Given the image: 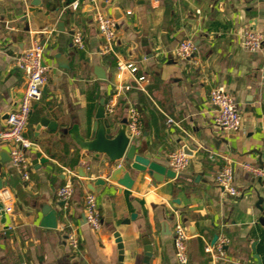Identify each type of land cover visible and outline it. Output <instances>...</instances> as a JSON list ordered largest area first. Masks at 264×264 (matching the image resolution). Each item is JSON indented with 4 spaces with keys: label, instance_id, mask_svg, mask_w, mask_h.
Here are the masks:
<instances>
[{
    "label": "crops",
    "instance_id": "obj_1",
    "mask_svg": "<svg viewBox=\"0 0 264 264\" xmlns=\"http://www.w3.org/2000/svg\"><path fill=\"white\" fill-rule=\"evenodd\" d=\"M39 1L41 6L30 12L32 0H0V130L7 128L8 114L25 89L24 74L14 60L31 40L44 46L49 67L24 132L32 143L26 151L28 181L12 167L8 145L0 143V187L14 201L12 212L0 217V264H145L144 237L152 246L147 264H177L172 241L176 219L189 235L187 264H256L258 258L264 264V178L242 168L243 163L264 167V44L257 52L241 46V35L251 24L264 35V0ZM74 1L76 9L70 7ZM97 11L116 21L111 54L97 53ZM76 31L83 36L84 50L71 46ZM186 38L197 47V64L174 53ZM56 54L61 55L58 60ZM118 59L134 63L145 79L138 83L128 78L131 88L108 119L117 127L126 121L127 108L136 106L142 128L134 139L143 150L169 168L168 155L187 148L190 162L175 178L156 186L147 173L128 169L134 180L130 190L104 186L93 191L101 218L94 231L83 219L84 195L91 190L77 172L85 168L91 181L105 177V157L94 158L76 138L89 139L99 101L112 93ZM218 85L242 113L236 133L214 126L209 90ZM226 163L233 164L235 197L214 181ZM67 181L73 192L64 205L57 190ZM43 202L57 211L56 228L40 225ZM69 230L78 233L76 250L66 242ZM214 235L228 239L224 259L214 260L204 251Z\"/></svg>",
    "mask_w": 264,
    "mask_h": 264
},
{
    "label": "built area",
    "instance_id": "obj_2",
    "mask_svg": "<svg viewBox=\"0 0 264 264\" xmlns=\"http://www.w3.org/2000/svg\"><path fill=\"white\" fill-rule=\"evenodd\" d=\"M157 3L158 0H151ZM72 9L78 7V2L74 1L70 5ZM95 25L101 37V43L97 49L100 55L113 53V44L116 38V21L112 16L97 11L95 15ZM264 44V35L258 31L246 29L241 35V46L248 52H257ZM71 46L75 50H84L85 44L82 34L76 31L71 37ZM197 47L191 38H186L179 42L174 50L176 57L182 61H188L197 64ZM14 66L20 69L25 77V89L20 97L18 106L8 114L7 128L0 130V143L8 145L10 163L14 170L24 181L30 178V164L26 151L32 146V143L24 135L28 118L32 112L33 103L38 101L42 95L44 86L48 80L49 67L44 60V46L38 40L33 39L30 45L25 48L14 60ZM260 74L264 78V64L260 68ZM115 82L112 93L106 99L105 114L110 116L125 91L131 88L128 78L140 83L145 77L138 73V67L122 59L116 61L115 70L112 73ZM209 102L215 107L213 117L214 126L225 133H236L240 130L242 124V113L237 102L224 89L223 86H214L209 90ZM171 121L170 119H168ZM126 126L134 139L142 128L141 117L136 106H129L126 110ZM168 166L180 174L190 162V156L183 149H177L168 155ZM242 168L258 178H264V167L250 163H243ZM214 181L216 185L225 194L235 197L239 191L234 184L233 164H224L215 174ZM73 192V185L67 181L57 190V197L65 205ZM13 197L11 192L0 187V217L10 214L13 210ZM84 218L86 224L94 231L101 227L100 211L96 202V196L88 191L84 195ZM189 235L184 224L176 219L172 228V241L174 257L177 264H187V241ZM66 242L72 250H76L79 244V236L75 230H69L66 233ZM228 239L220 236L213 244L206 243L204 251L214 260L224 259L225 247Z\"/></svg>",
    "mask_w": 264,
    "mask_h": 264
},
{
    "label": "water",
    "instance_id": "obj_3",
    "mask_svg": "<svg viewBox=\"0 0 264 264\" xmlns=\"http://www.w3.org/2000/svg\"><path fill=\"white\" fill-rule=\"evenodd\" d=\"M39 6H41L39 0H32L28 10L32 12ZM114 17L116 18L115 15ZM61 24L62 22H58L57 26ZM250 30L256 31V27L251 24ZM60 56V54H56V60H58ZM62 67L67 66L63 65ZM98 77L104 78L105 76L102 74ZM250 100L252 99H249V101ZM105 103L106 95L99 101L95 114L96 120L93 123L89 139L86 140L81 136L76 138L79 147L84 151L91 152L94 158L98 159L100 156L105 157V161L102 165V171L105 173V177H98L91 181V175L86 172L85 168L77 172L80 177L88 180V189L92 192H100L101 187L106 186L108 189H115L117 191H119L120 188L130 190L134 184V180L131 178L128 169L140 173H147L152 178L153 186L162 183L165 178H175V172L153 160L151 154L143 150L142 144L131 138L126 126V121L117 127L111 123L105 114ZM41 123L48 125L50 128H54L55 126L46 120H42ZM183 151L188 155L191 154L187 148H184ZM37 158L40 162L44 161L39 153H37ZM60 204H63V202ZM40 213L42 214L41 226L48 228L57 227V211L52 208L51 205L44 202L41 203ZM133 218L134 214L131 215L130 219ZM83 219L85 220L84 216ZM128 221L129 220H125V222ZM114 237L116 238L119 253L122 255L121 238L117 232L114 234ZM217 238L218 236L214 235L211 244H213ZM142 244L144 246L143 261L147 264L152 254V246L150 240L146 237L143 238ZM256 264H261L259 258Z\"/></svg>",
    "mask_w": 264,
    "mask_h": 264
}]
</instances>
